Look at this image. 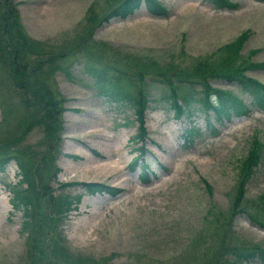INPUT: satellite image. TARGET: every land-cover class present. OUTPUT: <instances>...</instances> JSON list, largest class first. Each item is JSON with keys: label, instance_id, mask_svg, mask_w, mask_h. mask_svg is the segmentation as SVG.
I'll return each instance as SVG.
<instances>
[{"label": "rangeland", "instance_id": "374dc122", "mask_svg": "<svg viewBox=\"0 0 264 264\" xmlns=\"http://www.w3.org/2000/svg\"><path fill=\"white\" fill-rule=\"evenodd\" d=\"M13 1L31 37L46 41L48 47L61 44L69 51L60 60L63 67L45 78L64 107L60 152L55 159L60 170L50 190L80 199L61 219L60 215L51 219L47 195L37 198L33 193V207L14 206L12 188L20 183L21 175L12 159L0 169V264L26 260L25 264H73L63 261L58 250L57 259L51 255V240L61 236L72 251L96 261L91 264H218L223 261L220 258L229 259V247L237 242L264 246V226L258 222L264 221V145L262 162L246 184L239 210L229 218L251 139L258 135L264 144V107L236 84L218 79L214 83L240 97L244 108L218 117L200 101H192L191 110L178 117L169 89L150 85L145 118L148 151L143 157L151 179L144 181L140 163L131 166L142 143L130 140L138 127L133 108L98 94L88 66L76 61L71 65L74 76L65 72L74 58L70 43L85 36L81 28L90 23L88 14L95 11L101 16L116 0ZM159 1L165 13H152L142 0L126 17L95 23L91 35L87 34L88 52L149 64L151 69L158 61L184 67L199 58H218L224 45L247 31L237 61L264 82V67L252 65L264 60V0H232L239 3L236 8H218L209 0ZM52 48L58 50V46ZM3 55L0 44V140L9 142V137L19 134L24 135L21 144L44 148L37 145L43 137L48 143L43 128L39 124L25 127L27 98L33 94L25 96ZM191 126L198 130L187 134ZM91 180L122 190L89 193L79 182ZM28 208L35 209L29 230L23 227Z\"/></svg>", "mask_w": 264, "mask_h": 264}, {"label": "trees", "instance_id": "16d2710c", "mask_svg": "<svg viewBox=\"0 0 264 264\" xmlns=\"http://www.w3.org/2000/svg\"><path fill=\"white\" fill-rule=\"evenodd\" d=\"M145 1L152 13L158 15L166 12L159 0ZM209 1L218 8H236L239 6V3L232 0ZM141 3L142 0H116L101 16L95 11L89 13L87 17L90 23H84L81 28V31H86L85 36L81 40H74L70 43V54H73L74 58H72L70 69L66 67L65 72L74 76L71 67L76 61L85 68L88 66L87 69L93 77L92 85L98 94L103 95L108 101L126 104L133 108L138 120V127L130 140L135 143H142L138 146L139 153L133 157L131 166L134 167L140 163V177L144 181H149L151 171L149 163L143 155L148 151L146 140L149 138V130L145 124V118L151 101L150 85L157 84L169 89V95L172 99L171 105L175 108V115L178 117L188 109L191 110L192 101H200L207 112L211 109L218 117L223 115L229 117L233 109L240 111L244 108L243 100L234 95L231 90L221 87L214 81L221 79L227 84H236L241 90L248 92L252 96V100L262 107H264V82L249 74L247 72L248 67L241 61H237L240 58V49L247 37V31L224 45L221 50L224 53L218 58H210L211 61L199 58L184 67L172 62L161 63L158 61V63L156 62L157 66L151 69L149 64L143 66L140 63L127 60L118 61L107 57L101 58L100 55L88 52L87 39L89 37L87 34L91 35L95 23L101 24L104 20L126 17ZM0 44L3 46L5 64L21 85L25 96L29 97L30 94H33L32 99L27 98L29 116L25 118V127L29 129L39 124L45 131L48 140L46 143L45 137H43L38 141L37 145L44 146L41 149H34L31 143L21 144L24 135H13L8 138L9 142L0 140V169L15 159L21 175L20 183H16L12 188V204L18 207L19 203H24L28 207H33V193L36 194L37 198L47 195L49 202H51L50 216L54 215L51 216V219L58 215L61 219L67 214L73 203L79 201L80 196H74L68 192L55 194L53 189L50 190V184L60 170L55 159L56 153L60 152L59 143L64 128L63 118L60 114L64 107L59 105L62 99L58 98L57 95L55 96L45 78L63 67L60 60L69 54V51L62 49L59 46L61 44H50L48 47L46 41L31 37L21 24L19 11L13 0H0ZM54 46H58L57 51L52 48ZM252 65L264 67V60L253 62ZM39 71L42 72L40 75ZM134 85L135 87H133ZM184 89L187 90L182 93ZM214 96H217V99ZM197 130L196 127L191 126L186 132L193 134ZM263 145L258 135H254L250 142L249 153L239 172L238 192L234 202V212L229 216L230 219L238 212V204L245 195L246 184L262 162ZM53 151H56L55 155ZM22 183H27V186L22 187ZM79 183L89 193L109 192L117 194L122 190L118 186L103 181L91 180L80 181ZM46 189L49 191L44 193ZM33 210L35 209L28 208L25 212L27 219H24L23 227L27 230L31 226L30 216ZM252 218L255 220L253 216ZM258 222L264 226V221ZM52 235H50L49 240ZM51 241L53 247L50 252L54 259H57L56 250H58L65 262L73 264L96 263L90 257L72 251L64 236ZM228 251L229 257L226 258L229 259L220 258L223 261L218 264H236L241 260L254 259L264 261V246L259 243H247L246 240H243L231 245ZM31 260L33 263L36 261L33 257ZM26 261H22L23 263L20 264H25Z\"/></svg>", "mask_w": 264, "mask_h": 264}]
</instances>
